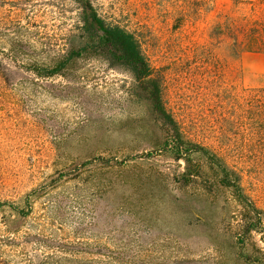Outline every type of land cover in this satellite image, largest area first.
I'll list each match as a JSON object with an SVG mask.
<instances>
[{"label": "rangeland", "instance_id": "obj_1", "mask_svg": "<svg viewBox=\"0 0 264 264\" xmlns=\"http://www.w3.org/2000/svg\"><path fill=\"white\" fill-rule=\"evenodd\" d=\"M260 1L93 0L142 36L186 137L242 176L262 217L246 234L245 206L209 167L184 184L132 74L72 57L79 5L0 0V264H264V146L232 122L264 88V53L232 33Z\"/></svg>", "mask_w": 264, "mask_h": 264}, {"label": "trees", "instance_id": "obj_2", "mask_svg": "<svg viewBox=\"0 0 264 264\" xmlns=\"http://www.w3.org/2000/svg\"><path fill=\"white\" fill-rule=\"evenodd\" d=\"M81 7L80 22L85 42L72 57L82 58L85 54L108 60L129 71L141 93L147 98L151 109L165 135L163 151L170 153L175 160L185 163L182 178L185 185L202 175L205 166L216 175L220 185L231 189L238 201L246 208L244 231L246 234L258 232L262 226L261 211L248 197L242 186V176L230 167L225 156L209 146L186 137L175 116L167 109L164 102V85L155 75L154 69L145 51V44L140 34L127 28L107 22L98 12L93 0H72ZM263 3L261 0L259 4ZM250 26L233 27L234 40L245 42L244 51L264 53V14L262 17L247 19ZM64 66V65H63ZM53 70L49 75L58 74ZM247 107L242 114L233 118L235 126L247 130L248 142L245 146L255 148L259 143L264 146V88L251 89L247 92ZM226 120L231 121V117ZM101 162H108L103 158ZM16 209V208H15ZM17 210V209H16ZM19 212V210H17ZM251 213L256 217L250 216Z\"/></svg>", "mask_w": 264, "mask_h": 264}]
</instances>
